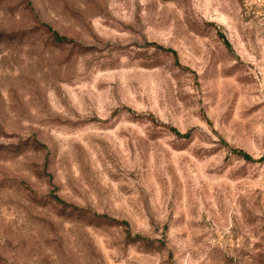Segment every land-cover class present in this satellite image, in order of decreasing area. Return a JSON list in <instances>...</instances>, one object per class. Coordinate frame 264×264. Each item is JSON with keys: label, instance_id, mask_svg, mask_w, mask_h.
<instances>
[{"label": "rangeland", "instance_id": "374dc122", "mask_svg": "<svg viewBox=\"0 0 264 264\" xmlns=\"http://www.w3.org/2000/svg\"><path fill=\"white\" fill-rule=\"evenodd\" d=\"M0 264H264V0H0Z\"/></svg>", "mask_w": 264, "mask_h": 264}, {"label": "trees", "instance_id": "16d2710c", "mask_svg": "<svg viewBox=\"0 0 264 264\" xmlns=\"http://www.w3.org/2000/svg\"><path fill=\"white\" fill-rule=\"evenodd\" d=\"M56 39L59 40V41H66L65 39L59 38V37H56Z\"/></svg>", "mask_w": 264, "mask_h": 264}]
</instances>
